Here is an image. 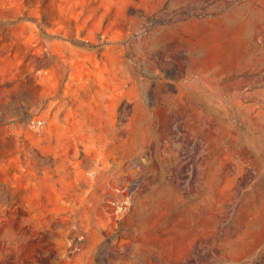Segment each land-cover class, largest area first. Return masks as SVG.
I'll list each match as a JSON object with an SVG mask.
<instances>
[{
  "label": "rangeland",
  "instance_id": "1",
  "mask_svg": "<svg viewBox=\"0 0 264 264\" xmlns=\"http://www.w3.org/2000/svg\"><path fill=\"white\" fill-rule=\"evenodd\" d=\"M0 264H264V0H0Z\"/></svg>",
  "mask_w": 264,
  "mask_h": 264
}]
</instances>
